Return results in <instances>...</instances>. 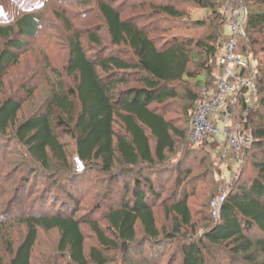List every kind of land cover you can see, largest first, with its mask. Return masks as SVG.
<instances>
[{
  "label": "trees",
  "instance_id": "1",
  "mask_svg": "<svg viewBox=\"0 0 264 264\" xmlns=\"http://www.w3.org/2000/svg\"><path fill=\"white\" fill-rule=\"evenodd\" d=\"M52 2L70 0H0V141L3 153L17 144L21 184L31 187L26 204L6 200L17 166L4 174L0 154V225L16 221L27 231L17 245L2 238L0 264H32L42 230L59 233L47 264H264V0H241L247 15L238 50L257 61L256 116L245 117V90L228 98L234 127L254 140L240 153L219 217L211 202L221 192L200 220L190 201L208 171L200 158L211 154V139L192 141V121L216 90L226 0H95L101 21L79 28L67 10L53 9L68 59L62 71L45 56L41 75L51 91L26 117L23 104L38 81L15 94L7 76L46 32ZM193 7L207 16L185 22ZM175 20L193 32L153 36ZM87 230L95 237L89 247Z\"/></svg>",
  "mask_w": 264,
  "mask_h": 264
},
{
  "label": "rangeland",
  "instance_id": "2",
  "mask_svg": "<svg viewBox=\"0 0 264 264\" xmlns=\"http://www.w3.org/2000/svg\"><path fill=\"white\" fill-rule=\"evenodd\" d=\"M227 2L228 1L226 0V3ZM243 6L246 7V5L244 4ZM95 8H96L95 0H70V2H68L67 4H62V5L58 4L57 2L49 3L47 8L44 9L46 13V17H45V26L47 27L46 32L41 33L40 36L35 40V42L30 44V48L28 52L20 56V62L10 71V75L7 76V84H6L8 88L7 92L9 91L11 93L14 91L13 93L15 94H19L24 84L29 83L31 80L33 82L38 81L35 95L27 99L26 102L23 104L24 111L22 112V116L27 117L30 116L32 113H34L35 109L41 107L43 105V102L48 98L50 94L51 87L49 83L46 82L41 75L44 70L45 56L48 57L52 65L56 66V68L62 71L68 59L67 42L63 37L65 33V26L62 23V21H60V19H57L55 17L54 13H52V10L53 9L67 10L65 12V15L71 18H75L73 19L75 20L74 27L79 28L85 25L90 26L92 24H96L101 21V18L97 17V15L93 12ZM91 11H92V15H91ZM81 13L82 14L86 13L85 15L86 19L84 18V16H79ZM207 14L208 11L206 9L193 7L190 13L188 14V16L186 18H183V20L185 22L197 20L203 18L204 16H207ZM225 16H226V23L225 26L223 27L224 35H222L221 38V41L223 42L226 39L227 30L230 31L227 15ZM181 22L182 21L175 20L172 23L167 24V26L169 27L171 26V28L167 30V32L157 31L156 33H153V36H157L161 38L163 37L162 36L163 34L166 36L171 34H180L182 32L188 34L193 32V30L190 31V30H186L185 28H180L181 25H183V23ZM103 31L105 32V30ZM109 51H115V50L108 49V52ZM223 53H224V44L221 54ZM237 53L244 54V53H240L239 50H237ZM252 61H253V65L256 67L257 61L254 59H252ZM246 76H249V72L246 73ZM249 104L251 105V110L248 116L245 115V117L252 119L257 114L255 94H253L252 97L250 98ZM178 114L179 113H177V111L175 110L174 112L169 114V116L175 117ZM223 127H224V123L220 121L218 125L219 131L215 134L214 138L210 140L207 146L208 150L211 151V154H207L206 157L200 158V160L202 161L201 168H203L201 172L204 173L206 169H208V171L206 170V172L203 174L204 175L203 177L205 179H203V181L197 186L196 189L197 191L195 192L194 196L191 198L190 201L191 206L195 212V220L197 219L200 220L201 217L205 216V213H207V211H204V213L202 214L198 212L204 209L207 210V204L211 200V197H214L218 195L219 192L225 190V184L227 180L231 177V174L234 172L233 168L237 169L238 166L235 164V160L234 159L232 160L231 155L228 156V154L224 151L225 146L223 144L226 143V137L223 133ZM12 145L13 147H7V149L12 148L10 149V151L3 153L2 149L4 144L3 142L1 143L0 141V154H3L1 155V171H3L4 174H7L9 170L17 166L16 169L14 170L15 179H13L11 181L10 186L7 187L8 193L6 200H12V205H13L15 204V201H19L20 203L24 199L31 198V195L28 193L29 188L31 189V187L29 185H25V183L21 184L22 183L21 176H23L24 174L23 169H21V165H19L20 163L19 161L21 160V158L19 157V154L15 149V147H17V144H12ZM181 148L182 145L180 146V149ZM29 183H31V181H29ZM12 186L15 188V190L13 189ZM26 186L28 187L26 194L27 198L22 197V194L25 193L24 190ZM17 187H19L20 190V191L18 190V195H16L17 192H15ZM37 191H39V189H37ZM19 193L21 195H19ZM93 202L94 200L87 201L86 202L87 207H91L92 206L91 204H93ZM22 203L26 204V200L23 201ZM156 215L158 217V220L160 221L159 223L160 225L167 222L166 221L167 217L165 215L164 208L159 207L158 209H156ZM26 233L27 231L25 226L22 224H17L16 221L10 225L9 224L3 226L0 225V244L2 245V250L5 252L6 249L5 241L2 238L7 239L8 237L12 241H15L17 245V243H19L22 240V238L26 235ZM86 235H87L86 246L89 247L92 244H94L95 237L92 235L91 232H89V230H87ZM40 236H41V240L38 241V245L36 246L33 252L32 264H47L48 255L53 251H55L57 247V241L59 240V233L57 230H51V231L42 230ZM218 256L222 257V254ZM226 262L228 263L227 259Z\"/></svg>",
  "mask_w": 264,
  "mask_h": 264
},
{
  "label": "built area",
  "instance_id": "3",
  "mask_svg": "<svg viewBox=\"0 0 264 264\" xmlns=\"http://www.w3.org/2000/svg\"><path fill=\"white\" fill-rule=\"evenodd\" d=\"M227 1L223 11L228 18L230 33L224 41V53L218 57L220 74L215 77L216 90L199 105L192 121L191 139L195 143L209 142L219 131L218 125L222 121L226 144L233 153L235 164L240 165L242 163L240 153L243 147H250L254 139L251 133L242 132L239 126L234 127L228 98L245 90L248 95L247 99L250 100L256 93L258 75L252 57L249 54L237 53L239 41L245 36L244 22L247 8L243 6L241 0ZM247 72H249V76H246ZM250 110L251 105L249 104L244 114L248 116ZM76 162L77 169L82 170L83 163L79 159H76ZM237 175L236 169L227 180L225 190L212 200L211 210L215 217H219L221 204Z\"/></svg>",
  "mask_w": 264,
  "mask_h": 264
},
{
  "label": "crops",
  "instance_id": "4",
  "mask_svg": "<svg viewBox=\"0 0 264 264\" xmlns=\"http://www.w3.org/2000/svg\"><path fill=\"white\" fill-rule=\"evenodd\" d=\"M229 33H230V31L227 30L226 37L229 35ZM214 68H215V72H216L215 77H217L220 74V64H219L218 58L214 61ZM223 145L225 146L224 151L228 154V156L231 155L232 160H233V156H232L233 153H231L232 152L231 149L229 148V146L226 143H224ZM233 170H235V169L233 168Z\"/></svg>",
  "mask_w": 264,
  "mask_h": 264
}]
</instances>
